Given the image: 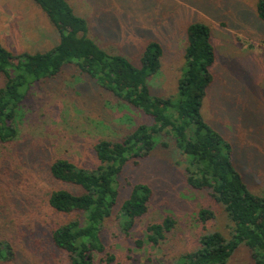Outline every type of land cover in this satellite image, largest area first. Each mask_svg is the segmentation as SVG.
<instances>
[{"label": "rangeland", "instance_id": "374dc122", "mask_svg": "<svg viewBox=\"0 0 264 264\" xmlns=\"http://www.w3.org/2000/svg\"><path fill=\"white\" fill-rule=\"evenodd\" d=\"M67 1L87 19L91 38L136 65L150 41L163 44L162 67L150 78L160 96L177 94L188 26L208 25L217 58L202 112L234 144V162L250 189L264 196V20L257 14L258 0ZM59 41L57 27L34 0H0V43L9 51L44 52ZM4 82L0 74V86ZM23 114L18 139L0 141V240L12 243L20 259L0 264H69L50 235L56 223L77 214L57 213L48 200L53 190L73 187L53 179L49 164L63 157L94 167L99 139L120 140L152 119L97 85L76 64L38 81L23 102ZM185 168L175 140L165 134L150 156L125 165L118 204L104 226L107 253L115 256L109 264H174L199 246L203 232L229 235L231 222L223 205L210 190L190 187ZM137 182L149 183L153 196L134 228V239L144 237L151 222L167 215L176 220L166 242L156 248H138L120 231L117 211ZM202 207L215 212L205 226L197 216ZM227 264H254L251 250L240 245Z\"/></svg>", "mask_w": 264, "mask_h": 264}, {"label": "trees", "instance_id": "16d2710c", "mask_svg": "<svg viewBox=\"0 0 264 264\" xmlns=\"http://www.w3.org/2000/svg\"><path fill=\"white\" fill-rule=\"evenodd\" d=\"M34 1L57 27L60 41L44 52L18 54L0 43V74L5 78L0 86V141L18 139L23 102L31 88L42 79L58 75L69 64H76L97 85L152 119L120 140L99 139L94 144L98 161L94 167H80L63 157L49 164L53 179L73 187L53 190L48 200L57 213L77 214L65 223H56L50 235L55 247L67 255L69 264L114 261L115 256L107 253L104 226L118 204L119 176L128 162L138 163L150 156L164 134L175 140L184 157L187 184L196 190H210L231 222L228 236L219 230L203 232L199 246L182 253L174 264H227L242 244L251 250L254 264H264V196L250 189L234 162V144L202 112L215 78L212 67L217 58L210 27L202 22L188 26L177 94L160 96L153 92L150 78L163 64L165 47L161 42L150 41L140 65H136L125 56L108 52L91 38L87 19L78 15L67 0ZM256 10L264 20V0L257 1ZM152 196L149 183L137 182L117 211L121 233L133 239L138 248L146 244L160 246L176 225L175 218L167 215L149 223L144 237L134 239V228L149 211ZM197 216L205 226L215 212L202 207ZM15 259L20 258L12 243L0 240V261Z\"/></svg>", "mask_w": 264, "mask_h": 264}]
</instances>
